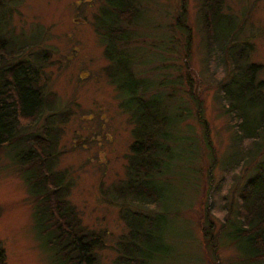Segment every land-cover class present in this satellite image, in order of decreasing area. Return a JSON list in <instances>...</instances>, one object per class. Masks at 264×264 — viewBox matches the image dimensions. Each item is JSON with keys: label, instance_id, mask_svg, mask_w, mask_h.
Wrapping results in <instances>:
<instances>
[{"label": "rangeland", "instance_id": "rangeland-1", "mask_svg": "<svg viewBox=\"0 0 264 264\" xmlns=\"http://www.w3.org/2000/svg\"><path fill=\"white\" fill-rule=\"evenodd\" d=\"M223 2V11L235 21L231 33L237 39L227 49L243 46L246 58L240 61L255 65L254 78L264 85V0ZM10 4L12 36L39 40L16 45L19 57L36 61L45 50L39 83L54 98L53 109L60 116L57 113L53 123L59 129L54 168L66 171V197L82 224L103 231L98 264H114L117 239L126 231L122 215L133 210L163 213L165 218L167 251L149 264H245L224 236L231 231L240 185L251 163L240 164L243 144L234 145L235 120L220 93L241 70L234 68L232 50H221L205 30L201 0H137L138 18L120 24L128 33L120 46L133 57L131 72L143 80V96L157 95L158 106L169 116L167 166L155 173L156 182L165 187L164 196L146 202L113 192L125 176L133 122L120 106L125 95L106 77L108 62L92 25L103 0ZM50 112L23 120L18 134L39 132ZM244 143L255 149V143ZM6 146H0V242L5 262L61 264L38 233L36 200L23 181L14 150ZM210 152L215 162L207 179ZM232 158L237 163L225 165Z\"/></svg>", "mask_w": 264, "mask_h": 264}, {"label": "trees", "instance_id": "trees-1", "mask_svg": "<svg viewBox=\"0 0 264 264\" xmlns=\"http://www.w3.org/2000/svg\"><path fill=\"white\" fill-rule=\"evenodd\" d=\"M15 1L0 0V146L6 144L14 150L13 158L20 164L23 181L36 200L34 216L45 245L53 249L61 264H98L97 250L103 247V231L82 224L78 210L66 197L69 190L66 171L54 168L59 129L53 123L58 111L53 109L54 98L39 83L45 50L39 51L36 61H31L20 58L14 49L21 43L24 44L20 47H24L39 41L12 36L10 3ZM223 1L201 0L200 19L212 39L218 40L221 50L233 51L230 57L235 63L234 68L241 70L228 84L221 86L220 93L223 103L227 104L225 110L235 120L234 145L240 147L243 144L239 151L243 153L240 164L251 163L240 185L235 219L228 226L231 231L224 237L241 256L242 263L264 264V85L254 78L255 65L240 61L246 58L243 46L237 44L239 48L235 51L227 49V45L237 39L231 33L235 21L232 14L223 11ZM136 2L103 0L93 16L92 25L108 62L104 68L106 77L119 93L125 95L120 106L133 122V141L127 154L125 176L113 186V192L146 202L148 199L158 201L164 196L165 187L156 182L155 173L167 166L164 157H168V131L165 127L169 116L158 106L157 95L143 96V80L131 72L133 57L120 46L128 36L120 24L140 15ZM46 110L53 112L46 115L39 132L21 130L18 134L20 127L23 128V120L33 121ZM160 124L164 127L159 128ZM244 142L255 143V149L245 147ZM207 158L208 179L215 158L211 152ZM234 162L236 160L232 158L224 163L232 167ZM23 163L27 168H22ZM122 218L126 231L117 239L114 264H149L161 252L167 251L163 213L150 215L133 210L124 212ZM208 235L211 238L212 235ZM0 264H6L1 242Z\"/></svg>", "mask_w": 264, "mask_h": 264}]
</instances>
